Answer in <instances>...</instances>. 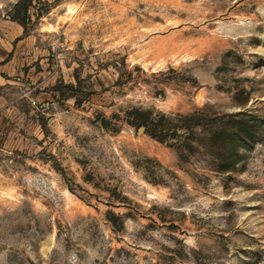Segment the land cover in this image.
<instances>
[{
  "label": "rangeland",
  "instance_id": "rangeland-1",
  "mask_svg": "<svg viewBox=\"0 0 264 264\" xmlns=\"http://www.w3.org/2000/svg\"><path fill=\"white\" fill-rule=\"evenodd\" d=\"M19 1L0 0V264H264V0H31L25 26Z\"/></svg>",
  "mask_w": 264,
  "mask_h": 264
},
{
  "label": "trees",
  "instance_id": "trees-1",
  "mask_svg": "<svg viewBox=\"0 0 264 264\" xmlns=\"http://www.w3.org/2000/svg\"><path fill=\"white\" fill-rule=\"evenodd\" d=\"M40 0H38L39 2ZM31 6V0H21L17 2L14 6L13 14L11 15V19L16 21L18 24L21 26L26 25V17H27V12L28 8ZM42 13V11H39V15ZM243 116V114H234L230 115L229 117L232 119L230 122L232 123L231 128L237 129L238 131H243L245 134L243 135L244 137H248L250 135L249 132H247V125L243 123V121L238 120L236 117ZM161 119H165L164 117H160ZM191 120V119H190ZM189 121V118L185 120L187 125ZM227 122L224 121L220 125L221 129L220 131L217 132V136L215 137L217 142L214 145V147L219 151L220 154H223L225 151L229 152V146L233 145L235 140L234 136L235 133L231 132V135L228 134L229 130L227 129ZM132 125H140L145 128V132L148 133L150 136L158 139L159 141H163L166 136H169L168 132H166V129L163 128L162 124L159 123V120L157 118H154L150 112L147 111H138L137 116H135V122ZM184 125V126H185ZM183 126V127H184ZM185 129H189V126ZM233 137V138H232ZM233 155V154H232ZM229 154L228 156H223L221 155V163L223 164V171H227L231 169L233 166H231V159L232 156ZM225 157V158H224Z\"/></svg>",
  "mask_w": 264,
  "mask_h": 264
},
{
  "label": "water",
  "instance_id": "water-1",
  "mask_svg": "<svg viewBox=\"0 0 264 264\" xmlns=\"http://www.w3.org/2000/svg\"><path fill=\"white\" fill-rule=\"evenodd\" d=\"M140 131H142V129H140Z\"/></svg>",
  "mask_w": 264,
  "mask_h": 264
}]
</instances>
